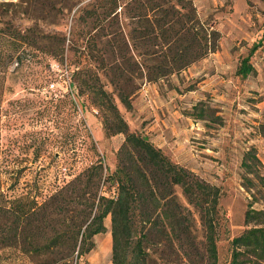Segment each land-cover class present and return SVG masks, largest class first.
<instances>
[{"label":"rangeland","instance_id":"374dc122","mask_svg":"<svg viewBox=\"0 0 264 264\" xmlns=\"http://www.w3.org/2000/svg\"><path fill=\"white\" fill-rule=\"evenodd\" d=\"M117 1L114 12L113 0H0V35L35 30L43 46H51L48 36L63 42L57 58L37 52L22 64L1 58L11 45H0L1 192L29 194L42 203L101 162L97 198L116 197L112 175L126 136L106 135V111L92 101V89L85 85L97 84L110 95L130 131L221 190L217 262L207 255L200 212L178 190L188 209L191 235L180 244L160 237L153 264H230L233 239L253 227L245 223L253 198L243 185L247 174L242 168L251 148L264 175V43L253 52L264 34V0H195L200 21L220 33L219 49L157 82L149 81L144 65L155 66L158 52L167 47L146 44L140 35L133 41L131 36L147 23L135 17L143 0ZM246 58L255 71L245 76L238 70ZM52 80L59 91H50ZM64 80L70 84L68 93L62 89ZM126 82L136 92L131 110L120 100L119 87ZM70 192L72 220L81 200L73 188ZM253 208H264V202ZM105 226L107 232L93 239V251L79 258V248L73 256L62 248L59 258L68 252L71 264H113L110 216ZM8 255L20 264L17 253Z\"/></svg>","mask_w":264,"mask_h":264},{"label":"trees","instance_id":"16d2710c","mask_svg":"<svg viewBox=\"0 0 264 264\" xmlns=\"http://www.w3.org/2000/svg\"><path fill=\"white\" fill-rule=\"evenodd\" d=\"M113 2L116 12L119 3L117 0ZM194 2L143 0L135 10V17L147 23L141 25L142 30H136L137 34L131 39L135 41L140 35L146 44L167 47L166 50L162 48L158 55L150 53L153 58L157 55V63L153 67L144 65L149 81L157 82L218 51L220 33L200 21ZM150 13L154 16L153 20H150ZM112 15L113 12L110 13ZM26 32L17 29L8 34L1 32L0 45L5 42L11 45V52H2L1 58L22 64L24 60L35 59L37 52L52 58L62 55L63 42L60 38L46 37L51 40V46L47 47L43 46V38L35 30ZM263 43L264 34L253 52ZM120 52H123L122 48ZM254 71V66L246 58L241 62L238 74L246 76ZM54 83L57 82L52 80L50 85ZM129 84L123 83L119 89L121 102L131 110L136 92ZM62 85V89H66L65 80ZM85 85L92 89L89 90L92 101L98 100L106 111V135L126 136L112 175L117 184V195L97 198L95 188L99 187L104 171L101 162L87 168L71 184L42 203L29 194H4L1 192L0 178V264H14L15 260L8 255L10 252L18 254L20 264H59L63 259L65 264H71L67 260V257H71L68 252L66 257L59 258L60 250H70L73 256L79 248V258L93 251V239L107 232L105 220L109 216L113 264H153L160 237L180 244L191 235L188 209L181 202L178 190L187 204L200 212L205 228L206 252L209 259L216 263L220 188L172 162L144 135L130 131L110 95L97 84L91 86L87 82ZM242 168L247 174L243 178V185L253 198L245 214V223L253 227L233 239L230 264H264V208H253L258 201L264 202V175L255 148L246 152ZM71 188L81 200V208L76 209L77 214L72 216V220L68 216ZM181 251L186 255V250L179 249Z\"/></svg>","mask_w":264,"mask_h":264},{"label":"built area","instance_id":"2783aa9c","mask_svg":"<svg viewBox=\"0 0 264 264\" xmlns=\"http://www.w3.org/2000/svg\"><path fill=\"white\" fill-rule=\"evenodd\" d=\"M66 85H67L66 86V90H69L70 89V84H68L67 81H66ZM49 88H50L51 91H57L58 90L56 83L51 84Z\"/></svg>","mask_w":264,"mask_h":264}]
</instances>
